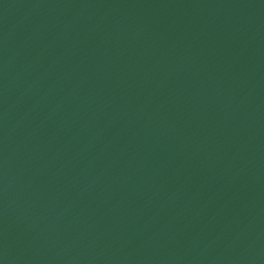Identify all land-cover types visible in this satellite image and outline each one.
Wrapping results in <instances>:
<instances>
[{
  "label": "water",
  "instance_id": "1",
  "mask_svg": "<svg viewBox=\"0 0 264 264\" xmlns=\"http://www.w3.org/2000/svg\"><path fill=\"white\" fill-rule=\"evenodd\" d=\"M0 264H264V0H0Z\"/></svg>",
  "mask_w": 264,
  "mask_h": 264
}]
</instances>
